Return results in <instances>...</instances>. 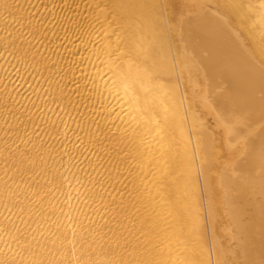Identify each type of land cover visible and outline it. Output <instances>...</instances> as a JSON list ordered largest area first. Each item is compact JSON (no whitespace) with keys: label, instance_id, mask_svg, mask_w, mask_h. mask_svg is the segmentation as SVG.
<instances>
[{"label":"bare ground","instance_id":"6f19581e","mask_svg":"<svg viewBox=\"0 0 264 264\" xmlns=\"http://www.w3.org/2000/svg\"><path fill=\"white\" fill-rule=\"evenodd\" d=\"M15 1L0 0V16L28 19ZM94 1L102 36L86 56L129 196L90 186L62 207L64 173L46 150L12 155L0 142V264H264V0ZM43 25L32 32L57 39ZM7 44L52 71L16 33ZM97 201L120 210L100 222Z\"/></svg>","mask_w":264,"mask_h":264},{"label":"rangeland","instance_id":"374dc122","mask_svg":"<svg viewBox=\"0 0 264 264\" xmlns=\"http://www.w3.org/2000/svg\"><path fill=\"white\" fill-rule=\"evenodd\" d=\"M94 3V0H16L15 5L26 11L29 18L9 19L6 13L0 16V142L12 155L16 150L28 151L31 145L46 150L48 160L58 164L64 173L63 188L56 200L65 208L84 203L83 190L90 186L118 198H128L130 193L131 175L123 164L125 152L110 136L109 127L117 122L108 123L105 119L104 102L97 98L90 75L94 57L86 56L92 55L102 36V18L96 16L99 6ZM33 23H44L43 26L56 30L57 39L36 35L31 30ZM70 24L72 28L65 31ZM10 31L19 36L21 44L45 57L52 71L45 74L30 60V53L19 55L17 48L10 47L7 44ZM55 54L61 64L49 61ZM55 86L69 92L64 104L51 94ZM30 87L43 88L41 93L33 94ZM61 104L69 108L70 117L64 116ZM50 118H57V126L52 129L47 127ZM62 126L68 131L66 135L60 134ZM96 156V162L88 167L85 162ZM109 168L116 175H109ZM98 202L91 209L101 205L100 222L114 218L112 207L120 210L116 204L108 208L106 202ZM4 216L14 221L16 212L7 210ZM2 235L0 232V240Z\"/></svg>","mask_w":264,"mask_h":264}]
</instances>
